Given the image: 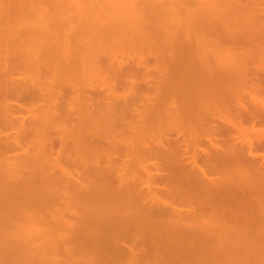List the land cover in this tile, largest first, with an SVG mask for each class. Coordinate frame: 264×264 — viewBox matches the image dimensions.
Listing matches in <instances>:
<instances>
[{
  "label": "bare ground",
  "instance_id": "obj_1",
  "mask_svg": "<svg viewBox=\"0 0 264 264\" xmlns=\"http://www.w3.org/2000/svg\"><path fill=\"white\" fill-rule=\"evenodd\" d=\"M107 1L0 0V264H264V0Z\"/></svg>",
  "mask_w": 264,
  "mask_h": 264
},
{
  "label": "rangeland",
  "instance_id": "obj_2",
  "mask_svg": "<svg viewBox=\"0 0 264 264\" xmlns=\"http://www.w3.org/2000/svg\"><path fill=\"white\" fill-rule=\"evenodd\" d=\"M105 1H107V0H105ZM108 1H110V0H108ZM108 1H107V2H108ZM105 3H106V2H105ZM34 6H35V7L38 6V8H39V5H38V4H36V5H34ZM34 6L31 7V10H34ZM31 10H30V11H31ZM34 11H35V12L33 13V11H32L31 14H32L33 16H34V15L36 16V15H37L36 12L38 11L37 8H35ZM69 14H71V13H69ZM69 14H68V15H69ZM72 14L75 15V14H77V13L74 12V13H72ZM77 15H78V14H77ZM74 17H76V15H75ZM114 58H115V59L118 58V59H117V62H118V61H120V60H122V59H124V58H127V57H126V56H122V55H118V57H112V56H111V57H109L107 60H109V62H112V61H115ZM121 58H122V59H121ZM136 58H140V57L137 56ZM152 61H154V60H152ZM120 90L122 91V88H120L119 91H120ZM121 91H120V92H121ZM123 91H124V90H123ZM121 93H122V92H121ZM32 97H33V96H32ZM32 97H30V96L28 97V96H27L25 99H21V101L18 103V104H19L18 107H20V105H25V104H26L25 106L28 107V108L30 109L31 106H32L34 103H36V105L34 104L36 107H37V105L39 106V104H40V106H39L40 108L43 107V106L41 105V104H43L42 101L38 103V99H37V97H36V98H35V97L32 98ZM245 99H248V98H245ZM121 100L123 101V99H121ZM141 100H143V98L140 99V101H139V100L135 101V102H134V103H135V106L142 108V107H143V105H142L143 103H141ZM122 101H121L120 103L123 104ZM20 103H21V104H20ZM132 105H133V104H132ZM25 106H24V107H25ZM116 106H119V105H116ZM24 107H23L22 109H20V111H22V110L24 109ZM39 107H38V110H39ZM119 107H120V106H119ZM137 107H135V108H137ZM35 109H36V108H35ZM35 112H38V111L36 110ZM35 112H34V114H35ZM22 113H23V114H22ZM38 113H41V111L39 110ZM29 115H30V113L26 110V108L23 110V112H21V113L18 112V116H19V121H20V122L27 123V120H28V124H26L27 127H28V129L30 128L29 126H31V124H30L31 122L29 123V120L31 121V119L28 117ZM25 117H26L27 119H25ZM22 118H24V119L22 120ZM28 118H29V119H28ZM246 125H248V124H246ZM260 125H261V126H260ZM260 125H259V123H257V124H256V128H263V127H264V124H260ZM30 131H31V130H30ZM33 132H34V131H32V133H33ZM32 133H29L28 136H26V138H24V139H26V141H31L32 139L34 140L35 135H33ZM14 135H15V134H14ZM20 151H21V150H19L18 153H19ZM259 151L262 152V150H259ZM16 153H17V152H16ZM13 154H14V153H13ZM262 162H263V161H262ZM145 189H146V188H145ZM23 191H24V190H23ZM23 191H22V192H23ZM149 201H150V199H149V200H146L147 204L149 203ZM165 201L171 202L172 200L169 199V198H165ZM146 202H145V203H146ZM27 205H28V206H31V204H26V207H25V204H24V206H22V205L19 206V208H20V207H21V208H20V209L18 208L17 210H19V211L22 210V213H23L24 209H26V210L28 211L29 208H32V211L34 210V208H33V204H32V207H29V208L27 207ZM34 206H35V205H34ZM184 209H185V208H184ZM26 210H25V211H26ZM25 211H24V212H25ZM27 211H26V212H27ZM29 211H30V210H29ZM32 211H30V212H32ZM30 212H28V213H30ZM1 213H2V212H0V214H1ZM19 213H21V212H19ZM259 214H262V215L264 216L263 212H261V213H257V214H255V215L257 216V218H260L261 221H264V219H263L264 217H263L262 215H260V216L258 217ZM3 215H5V213L2 214V216H3ZM43 216H45L44 213H43ZM0 217H1V215H0ZM261 217H262V218H261ZM73 220H74V219H73ZM19 222H20V221H19ZM19 222L17 221L16 223H19ZM25 222H26V221H25ZM74 222H75V220H74ZM14 223H15V222L13 221V225L15 226V228H16V227L18 228V225H17V224L15 225ZM20 223H22V225H24V224L26 225V224H27V223H24L23 221H21ZM20 223H19V226L21 225ZM76 223H77V222H76ZM80 224H81V223H80ZM80 224H78V225H80ZM82 224H83V223H82ZM2 225L4 226L3 223H2ZM22 225H21V226H22ZM78 225H77V226H78ZM83 225H86V223L83 224ZM83 225H82V226L80 225V227H79V226H78V227H79V229H81V228L83 227L82 229H85V231H86V230L88 229V227H86V226H88V224H87L86 226H83ZM27 226H28V225H27ZM27 226H25V228H26ZM75 226H76V224H75ZM84 227H85V228H84ZM20 228H21V227H19V230H20ZM23 228H24V227H23ZM75 228H76V227H75ZM86 228H87V229H86ZM251 228H253V229H251ZM0 229L4 230V228H2L1 225H0ZM79 229H78V232H79ZM250 229H251L252 231H250V232H248V233H249V234L251 233V236H252V237H255V238L257 239V241H256L254 244L257 245V246H260V247H264V222H263L262 224L260 223V224H258V225H256V226L254 225L253 227L251 226ZM5 230H6V228H5ZM22 230H25V229H22ZM76 230H77V228H76ZM0 231H1V230H0ZM81 231H82V230H81ZM81 231H80L79 233H78L77 231H76V232H77V234H80L81 236H82V235H85L83 232H82V233H83V234H82ZM83 231H84V230H83ZM87 231H89V230H87ZM87 231H86L85 233H87ZM1 232H2V231H1ZM1 232H0V233H1ZM88 233H89V232H88ZM88 235H89V234H88ZM88 235H85V236L82 237L81 240H83V241H82V244H80L81 247H82V245H84V243H86L87 246H89V244H88ZM0 236H1V235H0ZM23 236H24V235H23ZM81 236H79V237H81ZM0 238H1V237H0ZM21 238H22V237H21ZM21 238H20V239H21ZM23 238H24V237H23ZM1 240H2V241H0V247H1L0 249H2V248L4 247L3 249H4V250H7L11 245H13L14 248H15V246H16V248H17V250H18V246H17V244H19L20 241H15V243H17V244H15V243H13V242H12L13 244H10L11 242L6 240V241L8 242V244H6L5 239H4L5 242H3V239H1ZM81 240H78V243L81 242ZM21 241H22V240H21ZM24 241H26V240H24ZM24 241L21 242V245H22V243H23ZM76 242H77V240L74 241V243L78 245V243H76ZM9 244H10V245H9ZM38 244H39V243H38ZM38 244H37V245H38ZM40 244H41V243H40ZM71 244H73V242H72ZM75 244H74V245H75ZM3 245H4V246H3ZM6 245H7V246H6ZM21 245L19 246V249H20L22 252L25 251V253H27L28 250H29V248L31 247L32 244L30 245V243H29L28 245H30V246H27V244L24 242V245H23L22 247H21ZM33 245H34V244H33ZM33 245H32V248H33ZM35 245H36V243H35ZM37 245H36V246H37ZM42 245H44V244H42ZM69 245H70V244H69ZM141 245H142V244H141ZM8 246H9V247H8ZM24 246H25V247H26V246L29 247L28 250H26L27 248H25ZM39 246H40V245H39ZM71 246H72V245H71ZM80 246H79V245H78V246L75 245V247H80ZM84 246H86V245H84ZM5 247H8V248L6 249ZM34 247H35V246H34ZM21 248H23L24 250L21 249ZM40 248H42V247H38V249H40ZM44 248H45V247H44ZM85 248H87V247H85ZM30 249H31V248H30ZM33 249H34V248H33ZM36 249H37V248H36ZM36 249H34V250H36ZM42 249H43V248H42ZM83 249H84V247H83ZM31 250H32V249H31ZM86 250H87V249H86ZM26 251H27V252H26ZM29 251H30V250H29ZM36 251H38V250H36ZM84 251H85V249H84ZM88 252H90L89 255H88L87 252H84V253L81 252V254H80V253H76V254H77V257H78V255H79V256H80V255L82 256V254H84L85 256H84V255H83L84 257L82 256V259H83V260H84V258H86V257L88 258V256H90V257H89L90 259H88V260H89V263H92V258H93V257H91V256H92L94 253H93L92 251H90V248H89V247H88ZM35 253H36V252H35ZM37 253H38V252H37ZM37 253H36V254H37ZM39 253H40V252H39ZM39 253H38V254H39ZM38 254H37V255L34 254V257L36 256V257H35L36 260H35L34 258H32V257H29V256H28V257H27V256H26V257L23 256L22 258H24V259H22V261H21V258H20L19 262H20L21 264H23L22 262H25L24 264H32V262H30V261H33V262H36V263H37V262H39V263H43V262H41V260L39 259ZM86 254H87V256H86ZM96 255L98 256L97 253H96ZM42 256H43V254H42ZM60 256H61V254L59 255V257H60ZM75 256H76V255H75ZM81 256H80L79 258H81ZM93 256H94V255H93ZM52 257H53V256H52ZM52 257H51V259H52ZM63 257H64V259H65V257H67V256H66L65 254H63ZM63 257H60V258H62V261L60 260V261H61V264H62L63 262H64V264H65V261H66V260L63 261V260H64ZM26 258H27V259H26ZM30 258H32V260H31ZM41 258H42V257H41ZM54 258H55V257H54ZM54 258H53V259H54ZM57 258H58V257H57ZM68 258H69V257H68ZM68 258H66V259H68ZM75 258H76V257H75ZM87 258H86V261H87ZM25 259H26V260H25ZM44 259H46V258L44 257ZM47 259H48V257H47ZM49 259H50V258H49ZM53 259H52V261H51L52 263H54V262H53V261H54ZM71 259H72V258H71ZM76 259H77V258H76ZM23 260H24V261H23ZM28 260H29V261H28ZM39 260H40V261H39ZM56 261H57V259H56ZM72 261H73V260H72ZM76 261L79 262L80 264H84L83 261H80V259H79V260L77 259ZM76 261L74 260L73 262H70L69 264H79V263H77ZM86 261H84V262H86ZM26 262H27V263H26ZM20 263H18V264H20ZM33 264H34V263H33ZM59 264H60V262H59ZM66 264H67V263H66Z\"/></svg>",
  "mask_w": 264,
  "mask_h": 264
},
{
  "label": "flooded vegetation",
  "instance_id": "obj_3",
  "mask_svg": "<svg viewBox=\"0 0 264 264\" xmlns=\"http://www.w3.org/2000/svg\"><path fill=\"white\" fill-rule=\"evenodd\" d=\"M133 106H134V107H137V106H135V105H132V107H133ZM248 125H249V124H248Z\"/></svg>",
  "mask_w": 264,
  "mask_h": 264
}]
</instances>
